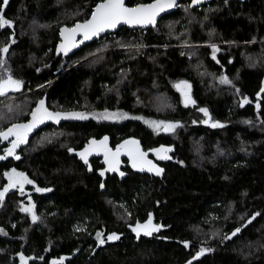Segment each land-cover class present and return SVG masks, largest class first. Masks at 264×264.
Returning <instances> with one entry per match:
<instances>
[{
	"label": "trees",
	"instance_id": "1",
	"mask_svg": "<svg viewBox=\"0 0 264 264\" xmlns=\"http://www.w3.org/2000/svg\"><path fill=\"white\" fill-rule=\"evenodd\" d=\"M97 1L8 0L1 10L11 26L0 25V49H9L0 54V76L21 87L0 96V131L27 120L39 98L49 111L88 118L44 121L15 157L0 159V186L12 166L48 188L5 193L0 264H19V256L26 264H181L200 247L203 254L185 264H264V0L198 7L179 0L151 27H119L54 55L57 27L84 19ZM138 1L147 0L125 3ZM178 82L194 103L185 106ZM116 110L176 127L95 118ZM105 137L109 147L138 141L163 171H141L125 155L115 171L103 167L101 153L87 163L78 156L86 142ZM158 145L170 159L151 155ZM26 195L32 222L20 210ZM148 213L162 227L138 237L129 225ZM97 231L119 239L98 244Z\"/></svg>",
	"mask_w": 264,
	"mask_h": 264
},
{
	"label": "snow or ice",
	"instance_id": "2",
	"mask_svg": "<svg viewBox=\"0 0 264 264\" xmlns=\"http://www.w3.org/2000/svg\"><path fill=\"white\" fill-rule=\"evenodd\" d=\"M4 4L7 5L8 0H3ZM201 0H193V4L200 3ZM175 6V0H155L154 3L148 5H138L135 7H126L124 0H102L101 3L97 4L94 11L92 12L91 18L85 20L82 23L75 24L72 28H64L61 31V36L63 38V43L60 46V50L65 52L71 51L72 48L77 46L76 36L82 35L83 40H89L94 36L99 35L104 32L106 29L115 28L120 23H125L129 25H154L156 22V17L160 14V12L164 11L167 8H171ZM0 25L11 26V22L4 19L2 12H0ZM81 40L79 43H83ZM9 51L8 47H4L0 49V54H7ZM6 63V60L0 58V67ZM222 83H228L226 79L222 80ZM21 87V82L18 80H14L11 75H8L7 78L0 76V96H5L9 91L19 90ZM180 88V85H177ZM184 87H188L184 85ZM185 97V106L188 103L192 102L191 97L187 92H184ZM248 101L245 100V103ZM194 103V102H192ZM207 115L206 109H201ZM32 121L29 124H14L7 129V131H0V139L7 140L10 136L15 137L14 140L11 141V147L7 150V155L12 156L15 154L16 148H18L21 144L27 142L28 133L36 127L38 123H43L45 120H54L59 122L61 119H87L88 116L85 113H69V114H61V113H53L49 112L47 108L44 106V102L41 101L37 109L32 112ZM97 119H122L126 118L123 113H99L95 115ZM207 123V121H205ZM145 123H149L156 128L163 127L165 131L173 130L176 125L174 124H165L164 122H156V121H145ZM219 124H212V127H219ZM90 148L104 150L105 160L109 164V170L115 171V165L119 163V155L122 150H126V154L132 159L133 167H137L141 165L140 170L143 171L144 167L142 165H149L148 171H155L156 175H160L163 171L162 169L157 168L155 165L151 164V161H147L145 158L147 153L140 151L139 143L135 140L125 141L124 144L120 145L115 152H112L111 149L107 147V137L104 140L97 143L95 140L91 141ZM90 148H86L83 152H80V157L87 163V156L90 154ZM170 149H160L157 150V155L159 156L160 152H167ZM6 157L0 156V159H4ZM160 159H170L167 155L159 156ZM16 159H19L17 156ZM8 177L9 184L8 187L3 191H0V201L3 200L5 193L9 188H15L19 185L20 190L23 191L24 184H32L33 182L29 180L23 173L16 172L15 169L12 170L11 173L5 174ZM103 175V173H101ZM37 192L44 191L43 189L36 188ZM21 211L31 212L32 208H22ZM37 217L33 214V220L35 221ZM160 230V226L154 225L149 217L148 221L144 224L137 223L134 232L137 233V236L141 233L145 236L152 235L153 232H158ZM239 231V229H237ZM235 235V233H233ZM99 236V234H98ZM109 240L119 239L116 234L108 237ZM104 243L103 240L100 241ZM185 246L187 247V242H185ZM205 250L201 249L200 254L202 255ZM23 261L24 258L21 257Z\"/></svg>",
	"mask_w": 264,
	"mask_h": 264
},
{
	"label": "rangeland",
	"instance_id": "3",
	"mask_svg": "<svg viewBox=\"0 0 264 264\" xmlns=\"http://www.w3.org/2000/svg\"><path fill=\"white\" fill-rule=\"evenodd\" d=\"M179 5V4H178ZM182 7L184 6V5H181ZM195 7H198V6H195ZM212 46V52H211V55L212 56H214V53H215V51L217 50V48L215 47V46H213V44L211 45ZM4 78H7V76H4ZM14 80H18V81H20L19 79H15V78H13ZM225 84H227V83H225ZM177 85H180V88H178L179 90H180V92L182 93V95H181V98H182V101L184 102L185 101V97H184V92H187V87H184V85H186L184 82H178L177 83ZM259 89L260 90H264V76L262 77V79L260 80V85H259ZM42 101V98H39L37 101H36V103H35V105H33L32 106V108L30 109V111H29V114H28V119L27 120H25L24 122H21V123H15V124H29V123H31V121H32V112H34L36 109H37V107L39 106V104H40V102ZM49 111V110H48ZM49 112H52V111H49ZM105 112H109V113H123V114H125V116H126V118L127 117H136V118H139V119H141L144 123H145V121H156V122H164L165 124H172L171 122H169V121H163V120H160V119H153V118H147V117H140V116H136V115H132V114H127V113H125V112H122V111H118V110H116V111H105ZM53 113H57V112H53ZM62 114V113H61ZM123 119V118H122ZM114 120H120V119H114ZM45 121H49V120H45ZM50 121H54V120H50ZM38 124H41V123H38ZM37 124V125H38ZM152 130H154V131H165V130H163V127H160V128H156L155 126H153V125H151V124H149V123H146ZM12 125H14V124H11L9 127H11ZM36 125V126H37ZM8 127V128H9ZM3 131H7V129L6 130H3ZM15 139V137H12V136H10L7 140H4V139H0V156H2V157H7V156H9V155H7V150L11 147V141L12 140H14ZM129 140H132V139H127V140H124V141H121L120 143H118L117 144V146H114V147H109V146H107L109 149H111L112 150V152H115L116 151V149L120 146V145H122V144H124L125 143V141H129ZM101 140H97L96 142L97 143H99ZM90 144H91V141L90 142H86L80 149H78L77 150V154H78V156L80 157V155H79V153L80 152H83L86 148H90ZM140 149V148H139ZM160 149H168V147H166V146H163V145H158V146H156V147H153V148H151L150 149V153H151V155L153 156V157H155V158H159V156H163V155H167V152H160L159 153V156L157 155V150H160ZM140 151H142L141 149H140ZM142 152H144L145 153V151H142ZM92 153H101V156H102V160H103V167L104 168H106V169H108L109 170V164L106 162V160H105V154H104V150L102 149V148H100V149H96V148H90V154H92ZM15 155L16 154H14V155H12V156H10V157H15ZM89 155V154H88ZM120 155H125V157H126V160L133 166V163H132V159L126 154V150H122L121 151V154ZM119 155V156H120ZM81 158V157H80ZM147 161H151L150 159H147V157L145 158ZM151 164L152 165H154V163L151 161ZM118 165V164H117ZM117 165H115V168H117ZM143 167H144V170H147L148 169V167H149V165H147V164H144V165H142ZM140 167H141V165H138L136 168H138V169H140ZM13 169H15L16 170V172H19V173H23L21 170H19V169H16V168H14V167H12V166H10V167H8V168H6V169H4L3 171H2V173H3V177H4V182L2 183V185L0 186V191H3L5 188H7L8 187V184H9V180H8V177L5 175L6 173H11L12 172V170ZM117 170V169H116ZM24 174V173H23ZM25 175V174H24ZM26 176V175H25ZM27 177V176H26ZM28 178V177H27ZM29 179V178H28ZM29 180H31V179H29ZM32 181V180H31ZM33 182V181H32ZM36 188H40V189H43L44 191H46L48 188H44V187H39V186H37L36 184H34V182L32 183V184H24L23 185V191H21L20 190V187H19V185L17 186V187H15V188H9L8 190H10V189H15L19 194H25V193H29V192H31V191H34V192H37L36 191ZM40 192H42V191H40ZM151 215L148 213L147 214V216H146V218L144 219V220H142V221H134L133 223H131L130 225H129V228H130V230L135 234V235H137V233L136 232H134L133 231V229L135 228V226L137 225V223H140V224H144V223H146L147 221H148V219H149V217H150ZM153 222V224L154 225H158V226H160V228L162 227V225H161V223L160 222H155V221H152ZM98 234H99V236H98ZM113 234H116L117 236H118V233L117 232H108V233H105V234H103V233H101L100 231H97V232H95L94 234H93V237L95 238V242L96 243H101L100 241L101 240H103V241H109V239H108V237H110L111 235H113ZM142 235H143V233H141ZM182 242L183 243H185V241L184 240H182ZM201 249H204L205 250V248H203V247H200L196 252H194L188 259H186V261H184L183 263H181V264H185L188 260H190V259H192V258H194V257H197V256H199L200 255V252H201ZM19 264H26L25 263V259L22 261L21 260V256H19Z\"/></svg>",
	"mask_w": 264,
	"mask_h": 264
},
{
	"label": "water",
	"instance_id": "4",
	"mask_svg": "<svg viewBox=\"0 0 264 264\" xmlns=\"http://www.w3.org/2000/svg\"><path fill=\"white\" fill-rule=\"evenodd\" d=\"M178 1H179V0H175V6H176V4H177ZM209 1H210V0H201L200 3H198V4H193V0H189V1H188V5H189V7H195V6H198V5H200V4L207 3V2H209ZM237 1H243V0H237ZM101 2H102V0H98L97 2H95V3L91 6L90 11H89V14H88L84 19H82V20H76V21H74V22H73L72 24H70V25L60 24V25L57 27V32H56V37H57V39H56V41L54 42V44H53V48H52V52H53L54 55L67 56V55L71 54L72 52L76 51V50H77L78 48H80L81 46H83V45H85V44H87V43H89V42H91V41H93V40L99 38L101 35L106 34V33H112V32H114V31H116L119 27H124V28H126V29H132V28H147V27H151V26H153L152 24H148V25H129V24H125V23H120V24H118L115 28L106 29L104 32L100 33V34L97 35V36L92 37V38L89 39V40H83V36H82V35H77V36H76L77 46L74 47V48H72L71 51H68L66 54H65V52L61 51V50H60V46H61V44L63 43V38H62V36H61V31H62V29H64V28H72V27L75 26V24H77V23H82V22H84L85 20L90 19V18H91V15H92V12L94 11L96 5L99 4V3H101ZM124 2H125V0H124ZM154 2H155V0L138 1V2H135V3H133V4H127V3H125V6H126V7H135V6H138V5H141V4H143V5L152 4V3H154ZM3 5H4V3H3V1H2L1 5H0V12H1L2 8H3ZM175 6H174V7H171V8H167V9H165L164 11L160 12V14L156 17V21H157V19H158L160 16H162L163 14H167V13L173 11V10L175 9ZM155 23H156V22H155ZM154 25H155V24H154ZM81 40H83V43H79ZM87 157H88V156H87ZM81 159H82V158H81ZM82 160H83V159H82ZM25 200H26L27 202H26V203H23V204L20 205V210H21L22 208H32V211H31V212L23 211V212H25V213L29 216V221L32 222V221H33V214H34V203L30 200L29 195H26V196H25ZM51 261H53V262L56 263V264L58 263V259H53V260H51ZM48 264H50V261L48 262Z\"/></svg>",
	"mask_w": 264,
	"mask_h": 264
},
{
	"label": "flooded vegetation",
	"instance_id": "5",
	"mask_svg": "<svg viewBox=\"0 0 264 264\" xmlns=\"http://www.w3.org/2000/svg\"><path fill=\"white\" fill-rule=\"evenodd\" d=\"M182 1H184L185 3L188 4V1H189V0H182ZM177 4H178V2H177ZM177 4H176V5H177ZM200 5H201V4H200ZM198 6H199V5H198Z\"/></svg>",
	"mask_w": 264,
	"mask_h": 264
}]
</instances>
